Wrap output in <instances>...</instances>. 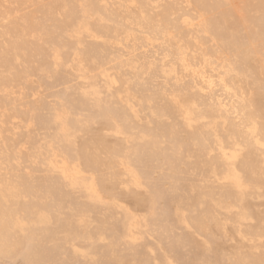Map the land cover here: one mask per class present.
I'll list each match as a JSON object with an SVG mask.
<instances>
[{
  "label": "bare ground",
  "instance_id": "6f19581e",
  "mask_svg": "<svg viewBox=\"0 0 264 264\" xmlns=\"http://www.w3.org/2000/svg\"><path fill=\"white\" fill-rule=\"evenodd\" d=\"M248 2L0 0L1 261L264 264Z\"/></svg>",
  "mask_w": 264,
  "mask_h": 264
},
{
  "label": "rangeland",
  "instance_id": "374dc122",
  "mask_svg": "<svg viewBox=\"0 0 264 264\" xmlns=\"http://www.w3.org/2000/svg\"><path fill=\"white\" fill-rule=\"evenodd\" d=\"M236 1L239 3V0H234V2H236ZM241 2H243V3H241ZM246 2H247L248 4H245ZM250 4H252V3H251V2H248V0H246V1L241 0L240 3H239V6L241 5V7H239V6H235V5H237V4H235L234 7H235V8L238 7L239 9L242 10V9H246V7H242V6H247V5H249L248 7L251 8L252 5H250ZM249 8H247L246 10H249ZM236 9H237V8H236ZM239 9H237V10H239ZM241 10H240V11H241ZM250 10H251V9H250ZM250 10H249V11H250ZM249 11H245V10H243V11H241L240 13L243 14V16H242L243 19H245L246 16L248 15V18H247L248 20H247V19H246L247 21L244 20L245 22H248V21L250 22V21L252 20V22H255V24H256L257 21H256V20H253V19L251 18V16H252L253 14H252L251 12H249ZM242 12H243V13H242ZM245 12H246V13H245ZM248 13H249V14H248ZM246 14H247V15H246ZM250 14H251V15H250ZM244 17H245V18H244ZM249 18H250L251 20H249ZM249 22L247 23V25H249L248 27L245 25L244 22H243V23H244L243 26H242V24H241L242 27H241V26L237 27L238 29H239V28H242V29H243L244 27H246V28H244V31H245V32H243V30L240 31L241 29H239L238 39H240V41L243 39V40L241 41V43H242V42L246 43L244 39H246L248 36L243 37L244 35H246V34H247V35H250V34H249L248 32H246V31H248V28L251 27L252 24H254V23L249 24ZM251 28H252V27H251ZM251 28H250V29H251ZM252 30H253V29H251V32H252ZM249 31H250V30H249ZM242 32H243V33H246V34L242 35V37L240 38V34H241ZM243 33H242V34H243ZM250 36H252V34H251ZM250 36H249V38H250ZM262 45H264V42H262ZM260 47H261V46H260ZM260 49H263V50H264V46H262V48H260ZM260 49H259V51H260ZM260 55H261L262 57L264 56V54L262 53V51H260ZM59 86H60V87H61V86L63 87V88H61L62 90H63L64 87H65V86H63V85H59ZM59 86H57V87H59ZM57 87H55V88L53 87L52 90H54V92H55V89L58 91L59 89H58ZM61 89H60V90H61ZM62 90H61V91H62ZM50 91H51V90H50ZM51 92H53V91H51ZM173 119H174V118H173ZM174 197H175V196H174ZM175 198H176V197H175ZM255 202H256V201L253 202V205L251 204V205L249 206L250 211H251V212H254V209H256V211H258V210H259V207L261 208L259 211H263L264 208H262V207H264V206H260V205H259V204H260L259 201H258L257 203H255ZM254 205H255V208H254ZM256 206H258V207H256ZM228 235H231V234H228ZM263 241H264V240H263ZM263 244H264V243H263ZM181 252H182V251H181ZM262 252H263V253H262ZM179 253H180V252H179ZM182 253H184V252H182ZM182 253H180V254L182 255ZM262 254H263V255H262ZM181 255H179V256H181ZM259 255H260V257H263V256H264V249L260 251V254H259ZM263 258H264V257H263ZM261 259H262V258H261ZM4 261H5V260H4ZM77 261H78V260H77ZM5 262H6V261H5ZM5 262H3V260L1 261V259H0V264H1V263H2V264H5ZM7 262H8V261H7ZM7 262H6V264H7ZM79 262H80V261H78V263H79ZM260 262H264V260H262V261H260ZM9 263H12V262H9ZM9 263H8V264H9ZM18 263H19V261H18ZM18 263H16V264H18ZM73 263H74V264H78V263L76 262V260H75V262L73 261ZM181 263H182V262H181ZM181 263H180V264H181ZM12 264H15V262H13ZM19 264H21V263H19ZM79 264H82V262H80ZM104 264H106V262H105ZM111 264H112V263H111ZM259 264H261V263H259ZM262 264H263V263H262Z\"/></svg>",
  "mask_w": 264,
  "mask_h": 264
}]
</instances>
